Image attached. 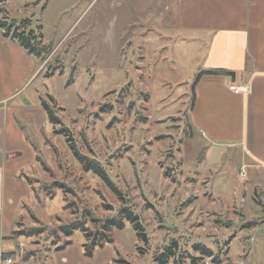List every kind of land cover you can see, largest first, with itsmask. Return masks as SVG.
<instances>
[{
    "label": "rangeland",
    "instance_id": "374dc122",
    "mask_svg": "<svg viewBox=\"0 0 264 264\" xmlns=\"http://www.w3.org/2000/svg\"><path fill=\"white\" fill-rule=\"evenodd\" d=\"M170 1L0 2L4 28L32 31L46 56L42 61L27 52L0 27L6 45L0 47L14 55L7 81L18 89L11 102L41 107L43 98L61 121L53 126L46 113L37 117L41 136L33 124L24 125L37 163L28 177L32 194L22 207L17 203V219L11 215L7 229L14 225L7 238L18 248L7 253L14 264H158L157 253L172 240L178 264H264V171L218 147L202 158L208 143L188 127V113L204 46L177 36L174 12L165 9ZM61 127L124 193L146 242L126 222L105 231L110 243L85 255L83 244L104 236L97 231L122 201L84 169L66 137L54 131ZM76 219L91 233L88 240L81 231L65 236L58 230ZM29 228L41 232L23 234ZM195 242L214 255L201 256Z\"/></svg>",
    "mask_w": 264,
    "mask_h": 264
},
{
    "label": "crops",
    "instance_id": "0c3cea01",
    "mask_svg": "<svg viewBox=\"0 0 264 264\" xmlns=\"http://www.w3.org/2000/svg\"><path fill=\"white\" fill-rule=\"evenodd\" d=\"M165 9L174 12L171 27L179 38L186 36L204 46L198 71L224 69L233 73L204 75L194 86L188 116L192 130L208 143L205 157L218 147L222 152H238L250 168L264 171V0H171ZM0 46H6L1 37ZM1 47L0 239L6 240L5 247L10 249L16 247L7 239L14 225L10 232L7 229L12 217L17 219V205L22 207L32 194L28 177L37 163L24 125L33 124L40 135L35 119L42 118L45 111L37 105L30 108V104L11 102L18 89L7 81L14 55ZM231 85L244 86L245 90L236 93Z\"/></svg>",
    "mask_w": 264,
    "mask_h": 264
},
{
    "label": "trees",
    "instance_id": "16d2710c",
    "mask_svg": "<svg viewBox=\"0 0 264 264\" xmlns=\"http://www.w3.org/2000/svg\"><path fill=\"white\" fill-rule=\"evenodd\" d=\"M3 0H0V2ZM4 25H6L5 21H0V27L4 28ZM3 36L7 37L10 36L12 39L16 40L17 43L23 47L27 52L34 53L36 55L41 56L42 61L45 60V55L43 56L41 53L43 51V48L39 47V43L35 40V35L32 31H30L28 34H25L24 31H19V28L16 27L12 33L10 26H6L3 31ZM204 75H233L231 71L224 70V69H212V70H201L198 72V74L193 78L192 84H191V97H190V108L193 105L194 102V86L196 82ZM49 98L55 102L56 100L54 97L49 95ZM41 107L46 113L47 119L50 124L53 126H56L61 123L60 118L55 114L53 107H51L43 98H41ZM188 127L191 129L192 126L189 124ZM54 131L57 134H62L66 137L67 144L71 151L73 152L76 159L80 162V164L84 167L86 170H92L95 174H97L104 182L105 184L110 188V190L117 196L119 200L122 201V206L118 210L117 215L114 217L106 218L103 223L100 226V230L97 231L101 236L104 234L103 237H98V239L91 238V241L88 243H84L83 246L85 248V255L91 256L92 250L95 246H103L105 243H110L111 239L110 237H106L105 231H109L110 228H116V229H122L124 227V224L128 222L131 224L133 230L136 233V236L146 242V235L144 232V227L142 225V222L139 218V215L134 212V210L131 208V206L128 204L124 193L118 188V186L112 181V179L109 177V175L106 173L102 165L99 161L89 158L87 156H84L82 153H80L75 145L72 143V139L69 136V133L67 129H64L61 127L60 129H54ZM28 137V136H27ZM33 148L35 149V144L30 141ZM207 145L203 148L201 151V155H203L202 158L205 156ZM29 182V180H28ZM30 183V182H29ZM87 214L93 222H98L96 218L93 217L90 210L85 209ZM58 230L65 236H70L74 231H81L85 235V239L88 240L91 236V233H87L84 228V223L82 220H73L67 224L60 225L58 227ZM40 228H29L27 231L23 232V234L27 236L35 235L36 233H40ZM69 244V241H67ZM61 247V246H60ZM58 247V248H60ZM177 248L176 240L170 241L169 244L165 245L159 253H157L155 260L158 264H167L169 262L170 258H173L174 264H178V260L175 259V250ZM192 248L196 251H198L201 256L203 257H212L214 255L212 249L207 247L205 244L201 242H195L192 245ZM194 259V258H193ZM195 260V259H194ZM193 260V262H195Z\"/></svg>",
    "mask_w": 264,
    "mask_h": 264
},
{
    "label": "built area",
    "instance_id": "2783aa9c",
    "mask_svg": "<svg viewBox=\"0 0 264 264\" xmlns=\"http://www.w3.org/2000/svg\"><path fill=\"white\" fill-rule=\"evenodd\" d=\"M230 89L233 90L236 93L239 92H244L245 87L244 86H235V85H231ZM244 167V166H243ZM242 167L241 169V173H245L244 172V168ZM18 248L12 247L10 249L6 248V247H1L0 246V264H14L15 261L12 258V255L8 256L7 253H13L16 252ZM20 254H18L19 256Z\"/></svg>",
    "mask_w": 264,
    "mask_h": 264
}]
</instances>
